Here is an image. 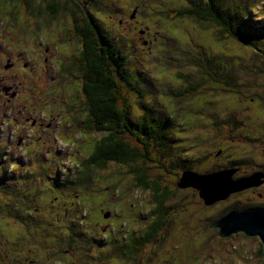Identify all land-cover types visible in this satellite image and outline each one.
<instances>
[{"label": "rangeland", "instance_id": "rangeland-1", "mask_svg": "<svg viewBox=\"0 0 264 264\" xmlns=\"http://www.w3.org/2000/svg\"><path fill=\"white\" fill-rule=\"evenodd\" d=\"M36 1L31 2L37 4ZM144 1L142 0L143 5L140 4L137 14L140 17L138 19L140 28L143 24L147 25L149 34L141 36L137 27L128 25L127 22L117 25L119 29L112 31L122 40L121 52L124 54L123 61L116 63L117 69L120 70L115 73L116 79L124 84V75L126 73L130 75V70L140 74L135 86H131L129 91L125 88L122 90L123 101L129 107V119L131 121L140 119L143 114L139 104L142 103L151 106L148 110L149 116L157 115L160 118L165 114L170 117L168 118L170 122L171 120L177 122V116L179 119L173 126L170 124L165 126L166 122L161 120L162 127L158 132L160 139L157 145L155 142L150 145L151 160L146 161V164L151 161L148 165L150 166L147 170L148 174L155 176L158 181H165L164 184L171 185L173 191L165 204L166 210L168 209L166 226L159 231V239L161 235L165 238H176L181 241L177 244L184 245L186 252L189 249L200 250L201 259L196 264H259L252 255V251L257 248L254 240H245L237 236L234 241L217 238L216 233L208 228L210 222L208 217L213 210L202 205L201 200L195 197V191L186 186L187 183H181V186L180 182L175 184L174 173L179 175L182 169L191 166V169L195 167L193 170L197 173L207 174L206 169L210 165L218 168L219 157L220 160L225 159L230 151L232 153L234 148L239 147L245 157L241 170L251 171L264 163L260 157L249 161L254 152L264 151V103L259 107L258 102L255 105L254 101L248 99L250 96L260 99V94L264 95V44H257V47L241 45L230 36L219 37L216 28L204 26L193 19L185 21V18H180L181 20L176 22L178 26L174 23L175 28L168 30L173 23L167 21L163 26L158 19L164 17L156 14L152 16V13L156 10V3H162L167 10L174 4L172 0H148L151 2L147 4ZM235 1L227 0L228 3ZM243 2L247 3L246 9L253 8V5L260 2L261 10L257 6L252 17L255 21L259 20L260 24L264 23V0H243ZM96 4L100 8L98 23H102L105 30L117 27L114 18L118 14V9L120 15L122 10L126 15L129 12L125 3L117 2L118 6L115 5V0H99L92 6L95 8ZM5 5L8 9V3ZM87 7L89 10V5ZM20 20L22 21L21 17ZM60 20H63L62 16L58 25ZM6 22L8 23L7 20ZM1 27L3 26L0 22V30L5 34ZM145 41L148 43L144 44ZM25 46L24 52L29 56V46ZM201 49L206 52L209 50L211 56L196 54ZM225 56L227 57L223 63L218 61V57ZM241 56L247 58L246 62L250 67L260 69L262 73H258L255 69L248 71L241 66L237 67L241 65ZM26 60L30 61V58ZM3 61L4 66L5 60ZM214 61H216L215 66L221 67L224 72L213 65ZM126 68L129 72H126ZM161 70L162 76H158ZM28 75L32 77L31 73ZM21 77L27 79L22 85L32 81L28 80L27 75L23 74ZM159 77L161 78L158 79ZM128 82L130 83V80ZM16 90H21L20 85ZM23 91L24 94L27 93L25 89ZM232 91L245 99L241 102L232 98L229 96ZM18 95L14 100V106L6 101L7 97L0 95V135H3L1 140L15 139V143L17 139L20 145L26 141L20 148H13L8 152L11 156L14 155L17 161H9L12 157L7 156L0 146V154L3 155V159L5 158L3 172L15 168L7 179L0 180V264H52L47 260L44 261V255H47L49 250H54L60 255L58 256L60 261L55 262L56 264H148L149 261L150 264H161L163 259L173 261L176 254L185 260L183 256H187L184 251L167 250L166 248H169L167 245L162 246L159 253L158 241L143 247L135 261L122 257L118 244L103 246L100 239L106 240L110 234L101 235L104 232L102 227H98L94 220L89 222L91 214L95 213V207L100 203L108 208L118 203L116 197L122 191H125V195L129 194V197L133 195L134 191L128 190L132 183L130 172L123 165L111 163L105 169L92 170L95 175L98 173L100 178L95 177L90 184L87 181L80 184L77 174L81 169H78L79 164L76 163L83 156L81 149L77 148L78 143L72 144V142H80L81 137L83 139L84 136L78 132V129L70 133L71 128H68L70 125H67L68 121L65 122L67 107L63 105L59 111L65 116L61 115L58 119H53L49 113H42L33 103L27 105L21 100V92L20 94L18 92ZM170 110H174L178 115L170 113ZM230 112L246 119L255 131L243 132L248 127L246 120L238 118L239 115L236 118ZM230 117L232 122L227 124L226 120ZM32 118L43 125L35 129L30 121ZM77 120L80 118L78 117ZM49 123L52 134L49 141L52 143L47 147L39 148L35 156L25 155L29 152L28 148H33L35 152L36 147L41 144L38 145L37 139V145L34 144L35 134L31 131L47 129L46 125ZM71 123L78 126L74 120H71ZM260 128L263 130V135L253 139ZM163 132L165 135L162 134ZM53 133L56 138H53ZM43 134L49 137L46 133ZM127 136L132 143H138L134 135ZM213 140L220 143L219 147H224L225 150L211 146L207 156L212 164L207 163V168H204L202 163L196 166L197 162H200L195 161L200 156V150L204 144ZM59 159L63 161H58ZM138 161L137 164H140L141 160ZM221 167L222 165L219 168ZM74 174L77 176L73 177ZM257 194L264 195V187H260L256 194L246 193L245 197L254 202L259 200ZM103 195H106L104 199ZM136 200L134 202V198L129 199V202L132 201L128 211L129 220H133L134 214L140 212L136 221L141 227L150 219L153 203L147 192L139 193ZM101 204L98 206L101 207ZM244 204L243 201L240 206ZM132 206L134 209H131ZM143 213L147 215L145 219L140 217ZM116 217L115 225L122 226L120 239H125L123 242L127 244L134 239V235L128 232L126 226L129 220L126 216H124L126 220H122L118 214ZM128 226L130 227L129 223ZM177 229L179 233L176 232ZM89 238L92 239L91 243ZM169 242L166 244L169 245ZM173 243L176 244L174 241ZM65 253L68 256H65ZM42 255L43 259L40 258ZM147 255L150 256L149 260L142 262V258ZM66 257L69 262H66ZM195 262L188 259L185 264Z\"/></svg>", "mask_w": 264, "mask_h": 264}, {"label": "trees", "instance_id": "trees-1", "mask_svg": "<svg viewBox=\"0 0 264 264\" xmlns=\"http://www.w3.org/2000/svg\"><path fill=\"white\" fill-rule=\"evenodd\" d=\"M31 1L32 0H0V22L3 26L1 29L5 31V34H3L2 30H0L2 42L7 43L5 47L8 48L13 55L21 53L23 61L28 63V67L37 69L38 73V77L34 81L29 82V84L20 85V96L26 101L27 105L33 103L42 113H49L53 119H58V116L61 115L65 116L59 113V111L63 105L67 107L65 108L67 117L65 118V122L68 121L67 125H70L68 126V128H71L69 129L70 133L76 132L75 129H78V132L84 136L83 139L81 137L80 142H72V144H74V142H76V144L78 143L77 148L81 149L83 156L81 159H78L80 161L76 163L79 164L78 169H81V172L77 174L79 175L80 184L84 181L90 184L95 177L100 178L101 176L97 175L98 173L95 175L92 170L94 168L105 169L111 163L123 165L132 176V183L128 187V190H133V195L129 197V194L125 195V191H122L120 195H116L118 203L113 204L111 208L105 207L101 203V207H99L100 204H98L99 206L97 205L95 207L96 211L94 214H91L92 216L89 222L94 220L96 224V222L99 221L100 215L105 211L107 213L108 210L115 216L118 214L122 220L125 219L124 216L129 220L128 211L132 202H129V199L134 198V202H136V197L139 193L147 192L153 203L150 211V219L141 227L137 225L138 223L136 221V217H139L140 212L134 214L133 220L126 222L128 232L134 235L133 240L127 244L124 243L123 240L125 239H120L122 226L119 227V225L116 224L109 229L101 228L104 230V232L101 233L102 236L104 233H108L110 236L106 240L99 238L100 243L103 246H114L118 244L120 247L119 252L122 257H127L135 261L137 260V256H140V250L143 247L150 245L153 241H158L160 242L159 253L160 248L167 245L169 247L166 248L167 250L184 251L189 261H196L193 264L199 263L201 259L200 250L189 249L186 252L185 246L177 244L181 241L176 238H165L161 235L159 239V231L166 226L168 209L166 210L165 204L173 194V191L171 190V185L164 184L163 181L160 180L158 181L155 176L149 175L147 172L148 167H150L148 165L151 163L150 161L146 164V161L151 160L150 145L152 146V142H155L157 145L160 139L158 132L162 127L161 120L166 122L165 126L168 124L173 126L174 123L178 122V116L176 117L177 122L172 120L170 122V119H168L170 117L165 114L160 116V118L157 115L149 116L148 110L151 109V106L147 103H142L139 104L143 114L140 119L136 121H131L129 119V107L123 101L124 97L122 95V90L125 88L129 91L131 86H135L134 84L138 81L140 74L135 73L134 70H130V75L127 73L124 75V84H121V82L116 79L115 73L120 72V70L117 69L116 63L124 59V54L121 52L122 40L116 37L118 35L116 32L112 31L118 30V26L105 30L102 23H98V21H100L98 18V10L100 8L97 4L94 8L92 4L98 3L99 0H37V4ZM117 2L125 3L129 10L128 13H135L137 19H140L137 13L141 5H143L142 0H115V5H118ZM144 2L147 4L151 1L145 0ZM172 2L174 4L167 10L162 3H156V10L152 13V16L156 14V16L161 15L164 17V19L162 18L163 20L158 19L163 26L167 21L173 23L168 30L175 28L174 23L178 26L176 22L181 20L180 18H185V21L193 19L204 26H209L212 29L216 28L219 37L230 36L235 42L241 45L257 47V44H264V23L260 24L259 20L255 21L254 17H252V13L256 12L257 6L260 8L259 10H261L262 4L260 2L249 9H246L247 3H244L243 0H236L233 3H228L227 0H172ZM6 3H8V9L6 8ZM31 3L33 5H31ZM88 5L91 10L87 9ZM59 16H62L63 20H60V24L58 25ZM123 16H126V13L122 10V14L120 15L118 9V14L114 19L116 20L118 17ZM30 40L31 42H29ZM25 45L29 46V56L24 52ZM128 45L129 43H127V46ZM196 54L204 57L206 55L211 56V52H209V50L206 52L204 49H201ZM43 57L47 58L46 62L49 66V73L47 71V74L45 73V69H43L44 65L40 62L38 63V60ZM226 57L227 56L218 57V61L223 63ZM242 57L243 56H241V65L237 67L241 66L248 71L255 69L258 73H262V70L250 67L246 62L248 61L247 58L244 59ZM26 58H30V61H27ZM216 61L213 62L214 66ZM15 65H17L14 69L16 73L24 75H28L27 73L30 74L29 68H21V65L18 64V60ZM231 66L235 67L232 64ZM216 68H220L219 70L224 72L221 67ZM25 70L26 72H24ZM127 71L129 72V69L126 68V72ZM19 74L18 80L21 81L23 78H21ZM127 75L129 76L127 77ZM151 75L152 71L150 77ZM158 76H162V70L158 72ZM160 78L161 77L158 79ZM180 78L183 79L184 77ZM158 79L153 80L157 81ZM129 80L130 83L128 82ZM22 89H25L27 93L24 94ZM260 95V99L252 98L253 96L248 97V99L249 101H254L255 105L258 102V106L261 107L262 103H264V95L262 93ZM229 96L241 102L245 99L239 97L234 91H232ZM245 102H247V100ZM70 112H73V114ZM79 113L81 116H79ZM170 113L174 115L177 114L174 110H170ZM231 114L236 118L239 115H237V113ZM78 117L80 120H77ZM239 117L240 115L238 118ZM240 118L241 120H246L242 117ZM71 120H74L79 127L72 124ZM228 122L229 124L232 122V117L226 120L227 124ZM239 123L241 124V122ZM246 125L248 127L244 129L243 132L249 133L250 130L255 131V129L248 124L247 120ZM257 132V135H255L253 139L260 138L263 135V130H261V128L260 131L258 130ZM128 134L134 135L138 143H132L127 136ZM162 134L165 135V132ZM51 136L52 134L50 133V138ZM92 136H95V138ZM53 138H56L54 133ZM214 140L213 142L204 144L202 150H200V156L198 157L200 162H197L196 166L202 163L203 167L207 168V163L212 164L207 154L210 150L209 145L214 143ZM34 144L37 145L36 139H34ZM39 144L40 146L36 147L35 152L33 148H28L29 152L25 155L33 154L35 156L38 153V149L45 146L42 140L38 141V145ZM3 149L4 151L9 150L6 148ZM179 151L180 150H178V152ZM7 156H10V153L7 154ZM1 157L2 154H0V170L3 172L2 166L4 161L1 160ZM258 157H260L258 152H254L249 161H254ZM61 160L62 159H59L58 161ZM138 160H141L140 164H137L139 162ZM243 161H245L244 152L241 151L240 147L237 149L234 148L232 153L230 151L229 154L225 156L224 161H220L219 158L218 168L210 165L206 171L208 172L207 174H213L215 171H218L221 165L223 167L225 164H231L232 166L242 168L244 164ZM64 173L66 174L65 171ZM77 175L74 174L73 177ZM115 182H117V180ZM91 190L94 189L91 188ZM237 192L235 194H230V197L226 201L214 204L213 211L210 209L212 212L208 217L210 218L208 228L216 230L217 238L235 240V238H233L234 234L222 236L219 233V229L213 227L212 224L228 213L229 209L240 206L246 198L245 194L249 193L245 191ZM117 193H119L118 190ZM105 196L106 195L102 196L103 199ZM195 197L199 201L201 200L203 206H206L197 192H195ZM131 209H134L133 206ZM219 211L222 212L213 219V216ZM86 216H88V213H86ZM145 216H147L145 213L140 215V217L144 219ZM89 222L87 224H89ZM128 223L131 228L128 226ZM176 232L179 233L178 229ZM253 238L255 237L247 239L253 240ZM89 241L91 243L92 239L89 238ZM168 241H170L169 245L166 244ZM173 241L176 242V244H174ZM262 251L263 246L262 244L260 245L259 242L257 248L252 251V255L260 264H262V259H260ZM44 254L45 252L43 255ZM43 255L40 257L41 259H43ZM58 256L60 257L54 250H49L47 255H44V261L47 260V262L56 264L55 262L60 261ZM65 256H68L67 253H65ZM187 257L183 256L185 260H182L176 254L173 261L163 259L160 263L185 264L188 262ZM149 258L150 256L147 255L145 258H142V262H147ZM66 262H69L67 257ZM148 264H150V261Z\"/></svg>", "mask_w": 264, "mask_h": 264}, {"label": "flooded vegetation", "instance_id": "flooded-vegetation-1", "mask_svg": "<svg viewBox=\"0 0 264 264\" xmlns=\"http://www.w3.org/2000/svg\"><path fill=\"white\" fill-rule=\"evenodd\" d=\"M135 7H137V6H135ZM135 10H136V8H135ZM123 22H125V23L127 22L128 25H134L135 27H137V30L139 31V34L141 36H143V37L145 36V34H149V31H148V27L147 26H144L143 25L140 28V25H139L140 24V21L137 19L135 13L134 14L128 13L126 16L118 17L115 20L114 24L116 26L117 25L120 26ZM127 31L130 32L129 30H127ZM1 38L2 37H0V95H3L5 97H7L8 99L6 101L8 103H11L14 106V100L19 96L18 95V92L20 94V91H18L16 89L18 88L19 85L23 84V81L24 80H27V79H22L21 81L18 80L19 79V77H18V74L19 73H16L15 70H14L15 69V66H17L15 64H17V60H18V64L21 65V68L22 67H25L26 68V67H28V63L25 62V61H23V56H22L21 53H16L15 55H13L11 53V51H9L8 48L5 47L6 44L2 42V39ZM147 43H148L147 41L144 42V44H147ZM57 47H58V45H57ZM52 52H54V51H52ZM3 60H5V65L4 66H3V63H4ZM46 61H47V58L43 57V58H40L38 60V63L40 62L41 64L44 65L43 69H45V73L47 74V71L49 73V66H48V64H47ZM18 67H19V65H18ZM28 68H29V71H30V73L32 75V77L29 76V75H27L28 78H29L28 80L34 81L38 77L37 69H34L32 67H28ZM28 68H27V70H28ZM19 75L21 77L23 74H19ZM7 80L11 84L8 83ZM32 81H30V82H32ZM14 88H16L15 91L13 90ZM22 90H24V89H22ZM21 100H24V99H22V97H21ZM24 102H26V101H24ZM12 119L14 120L15 118H12ZM41 120H43V119H41ZM30 121H32V124L34 125L35 129L38 128L40 125H43V123L39 124L38 120H36L34 118H32ZM50 123L48 125H46V127H48L47 129H42V130H37V131H31V132H34L35 139L42 140L43 144H45L46 147L48 146V144L50 145L52 143L51 141H49L50 140V129H51L50 128ZM43 133H46L47 135H49V137H45V134H43ZM2 136L3 135H0V146L2 148L9 149L7 151H4L6 154H9L8 152H10L12 150L11 148H20L22 145H24L26 143V141H25V142H23L22 145H20L19 143H17V139H16V142L15 143H14L15 139L14 140H8V139L1 140V137ZM15 145H19V146H16L15 147ZM219 145H220V143H218L217 141H214V143L210 144L209 146L210 147L211 146L218 147ZM220 148H222V147H219L218 149H220ZM223 149L225 150L224 147H223ZM209 151H211V149ZM219 154L220 155L222 154L221 151L219 152ZM258 154L260 156V159L264 161V151H262L261 153L258 152ZM10 156H11V154H10ZM11 157L12 158H10L9 161H17V159L14 157V155H12ZM1 158H2L1 159L2 161L5 160V158L3 159V155H2ZM217 160L219 161V159H217ZM224 160L225 159L220 160V161H224ZM195 161H200V159L197 158ZM227 161H231V160H227ZM14 169L15 168L9 169V171L7 169V171L5 173L0 170V179H2V181L4 179H7L8 178V175L9 174H12L10 172H12ZM193 169H195V167H193ZM193 169H191V167L189 166L187 169H182L181 172L179 173V175L177 173H174L175 176H176V178L174 180V183L176 184V182H178L180 180L181 174L183 172H185V171H192V172H194L196 174H205L206 173V172L197 173ZM223 170L233 171L232 176H231V179L233 181L244 180V179H246L248 177L251 178V176H254L256 174H261L260 185L259 186H253L252 185L251 187L244 188L243 191H245V192H251V193L256 194L260 187H264V163L261 166H259L258 168L253 169L251 171H243V170H241V168L232 166L231 164H229V165L225 164L223 167H221V169L219 168L218 171H215V172H219V171H223ZM164 182L165 181H163V183ZM175 186L178 188L177 185H175ZM179 189H181V188H179ZM192 189H193V191L197 192V194L199 195V191L196 188H194V187L192 188L191 187V190ZM238 191L243 192L242 189L241 190H238ZM236 192L237 191L231 192L224 199L217 200L214 203L208 204L206 206L208 208H211L213 210L214 209V204L219 203V202L226 201L230 197V194H235ZM237 193H239V192H237ZM257 195H258L259 200L253 202V200L252 201H249V198L248 199L245 198L246 200L244 199V202H247V203H245L244 205H241V206H238V207L229 209V211H231V210H235V211L262 210V211H264V195H262V194H257ZM222 211L217 212V214H215L214 216L212 215L213 216V219H215ZM116 218L117 217L112 212H110V210H108L107 213L105 211V212H103L100 215L99 221L96 222V224L98 225V227H102V228L109 229L110 227H112L113 225H115ZM211 223H213V222H211ZM213 231L216 233V230H213ZM235 235L237 237H242L245 240L247 238H250V237H247L246 235H244V233H236V234H234V237L233 238H235ZM257 239H258L257 237L253 238V240L255 242L259 240V239L258 240ZM258 242L261 245L260 241H258ZM258 242H256V244H258ZM257 258H258V255H257ZM260 259H262V255H260ZM0 260H1V254H0ZM27 261L28 260L26 259V262Z\"/></svg>", "mask_w": 264, "mask_h": 264}, {"label": "water", "instance_id": "water-1", "mask_svg": "<svg viewBox=\"0 0 264 264\" xmlns=\"http://www.w3.org/2000/svg\"><path fill=\"white\" fill-rule=\"evenodd\" d=\"M233 171L223 170L213 174H196L192 171H185L179 180L187 183L199 191V197L206 205L217 200L224 199L229 193L247 187L260 184L261 174H256L244 179L233 181L231 179ZM219 229L222 236H230L236 233H244L247 237H257L263 246L262 264H264V211L231 210L212 224Z\"/></svg>", "mask_w": 264, "mask_h": 264}]
</instances>
